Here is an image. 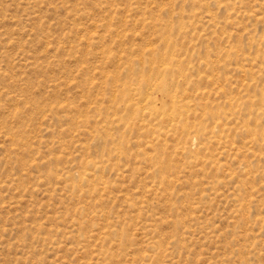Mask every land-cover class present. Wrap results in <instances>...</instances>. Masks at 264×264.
Wrapping results in <instances>:
<instances>
[{"label":"rangeland","instance_id":"obj_1","mask_svg":"<svg viewBox=\"0 0 264 264\" xmlns=\"http://www.w3.org/2000/svg\"><path fill=\"white\" fill-rule=\"evenodd\" d=\"M0 264H264V0H0Z\"/></svg>","mask_w":264,"mask_h":264}]
</instances>
